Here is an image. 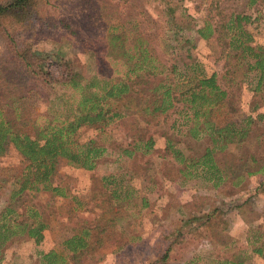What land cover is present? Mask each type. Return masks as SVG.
Returning <instances> with one entry per match:
<instances>
[{
  "label": "trees",
  "instance_id": "16d2710c",
  "mask_svg": "<svg viewBox=\"0 0 264 264\" xmlns=\"http://www.w3.org/2000/svg\"><path fill=\"white\" fill-rule=\"evenodd\" d=\"M51 1L55 0H6L0 3V33L23 70L41 83L65 86L78 95L69 113L48 111V122L36 129L34 135L22 130L16 121L5 120L0 109V154L12 145L25 162L23 170L6 181L10 192L0 209V261L14 239H23L35 246L43 242L47 223L37 210L30 208L26 194L43 189L63 195L60 186L52 184L59 160L91 171L102 157L114 154L112 162L119 168L122 155L129 157L138 153L144 156L155 149L157 136L154 132L142 138L137 131L126 146L115 147L82 136L88 127L100 131L116 118L125 119L128 113L114 107L124 100H133L131 106L136 107L133 118L136 123L147 124L154 130H168L169 137L163 138L164 149L172 155L180 183L230 188L238 195L243 193L247 176L259 174L258 183L263 181L262 137L256 133L263 115L247 114L237 120L225 118L224 122H216L214 118L219 107L228 106L232 83L237 84L245 77V83L253 91L251 109L255 110L263 103L260 104L264 88V45L254 43L246 28V24L255 19L252 14L245 9L226 12L220 7L221 2L216 1V12L208 13L196 33L201 39L213 37L225 51L226 60L222 74L205 73L193 61L186 62L180 54L174 55L172 40L190 47H195V43L182 33L174 16L172 0H160L165 4L163 14H166L160 20V52L157 53L148 38L142 36H136L134 43L128 45L127 32L118 24L109 25L105 56L117 60L119 65L112 76L95 74L87 77L74 67L69 51L57 41L50 46L33 41L35 25L48 24L49 16H45V10ZM246 1L252 5L258 0ZM84 51L90 52V49ZM163 58L169 60L168 66L164 65ZM50 63L56 68H50ZM11 96L9 93L8 97ZM25 99L26 96L20 94L12 103L19 102L21 106ZM124 109H130V106ZM227 111L235 112L236 108L228 106ZM184 140L188 142L187 146L175 145ZM229 144L240 146L238 154L229 150ZM125 171L122 168L100 177L104 198L96 204L101 209L98 217L83 220L75 232L63 240L60 251H38L40 264H81L83 259L95 262L101 257L99 250L102 247L120 241L123 234L117 229L118 208L123 203L129 204L136 194L125 179ZM141 201L142 206H147L144 196ZM20 205L29 208L22 212L26 217L18 220L17 207ZM206 217L209 220H185L181 227L164 238L166 245L162 254L149 264H165L179 242L198 233L201 235L205 231L202 228L211 222L210 215ZM232 240L225 236L219 248L231 250ZM238 249L232 258H217L204 264H254L244 247ZM253 252L262 256L263 263L260 264H264V250L253 248ZM183 264H203V257L193 253L183 260Z\"/></svg>",
  "mask_w": 264,
  "mask_h": 264
},
{
  "label": "rangeland",
  "instance_id": "374dc122",
  "mask_svg": "<svg viewBox=\"0 0 264 264\" xmlns=\"http://www.w3.org/2000/svg\"><path fill=\"white\" fill-rule=\"evenodd\" d=\"M5 1L0 0V3ZM216 1L172 0L171 3L175 6L174 16L182 33L195 43V47L183 42L176 43L174 40L171 44L174 46V55L180 54L186 62L193 61L205 73L215 71L222 74L225 51L213 37L201 39L196 33V28L208 13L216 12ZM219 1L220 7L226 12L245 9V12L252 14L255 19L247 23L246 28L251 32L254 43L264 45V0H258L252 5L246 0ZM164 5L160 0L51 1L45 10V16H49L48 24L35 25L33 41L46 46L57 41L63 49L69 51L74 67L87 77L95 74L112 76L119 63L105 56L108 26L118 24L123 28L127 32L128 45L134 43L136 36L148 38L149 44L158 53L162 31L159 29L160 20L166 17L163 14ZM71 32H74L73 35ZM87 48L90 52L84 51ZM162 61L168 66L167 58ZM50 64V68H56V65ZM247 79L250 80V77ZM245 80L246 77L231 86L233 89L228 106H235L236 111L228 112L227 104L222 105L214 118L216 122H224L225 118L237 120L247 114H262L256 133L261 134L260 156L264 157V88L260 100V104L263 103L252 110L250 104L253 91ZM9 93L11 97H8ZM0 94L3 95L0 97L2 117L16 121L22 130L31 135L48 122V111L69 113L70 107L75 105L78 98L76 92L65 86H51L31 78L12 55L8 42L1 33ZM20 94L26 96L21 106L19 102L12 103ZM132 103L133 100H124L114 106L117 110L128 113L125 119L116 118L100 131L88 127L82 136L93 137L100 143L115 147L126 146L137 131L142 138L154 132L157 136L155 149L144 156L138 153L129 157L122 155L118 161L119 168L112 162L114 154L102 157L91 171L75 168L63 159L59 160L52 184H58L63 195L52 194L43 189L26 194V201L32 206L30 208L37 210L47 223L43 242L35 246L26 240L14 239L0 264H40L38 251H60L63 240L74 233L83 220H94L100 214L101 209L96 205L104 198L101 194L100 177L122 168L127 170L125 179L136 193L128 201L129 204L123 203L118 208L117 229L123 235L118 243L99 250L101 257L98 261L83 259L81 264H149L162 254L166 245L164 238L181 227L185 220H209L206 217L208 215L211 222L202 228L205 231L179 242L165 264H183V260L193 253L203 257V264L217 258L229 259L239 247L245 248L246 255L254 264L263 263L262 256L255 254L253 248L264 250V174L260 184L255 176H247L243 193L241 191L238 194H242L240 198L230 188L215 189L195 182L180 183L172 164V155L169 150L164 149L165 136L169 137L168 130H154L147 124L136 123L133 120L136 107L131 106ZM126 106H130V109H124ZM187 143L184 140L175 145L185 147ZM228 147L233 153L238 154L240 151L239 145L229 144ZM24 167L23 157L12 145H8L4 153L0 154V209L10 192L7 179L16 176ZM143 196L147 200V206L141 205ZM28 208L18 206L16 218L19 220L26 217L22 212H26ZM225 236L233 239L231 250L219 248L221 239Z\"/></svg>",
  "mask_w": 264,
  "mask_h": 264
},
{
  "label": "crops",
  "instance_id": "0c3cea01",
  "mask_svg": "<svg viewBox=\"0 0 264 264\" xmlns=\"http://www.w3.org/2000/svg\"><path fill=\"white\" fill-rule=\"evenodd\" d=\"M252 176H255L256 178H258V177H259V174H257V175H252Z\"/></svg>",
  "mask_w": 264,
  "mask_h": 264
}]
</instances>
